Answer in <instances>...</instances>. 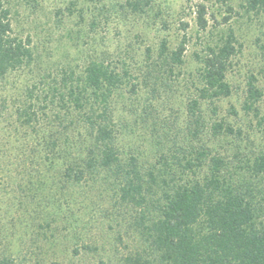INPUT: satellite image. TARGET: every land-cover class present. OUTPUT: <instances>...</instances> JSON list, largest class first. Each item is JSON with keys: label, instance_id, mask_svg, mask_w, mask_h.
Returning a JSON list of instances; mask_svg holds the SVG:
<instances>
[{"label": "rangeland", "instance_id": "obj_1", "mask_svg": "<svg viewBox=\"0 0 264 264\" xmlns=\"http://www.w3.org/2000/svg\"><path fill=\"white\" fill-rule=\"evenodd\" d=\"M134 1L0 0L15 35L30 39L35 51L32 70L13 74L0 93V257L10 256L14 264H89L110 256L115 183L104 177L89 185L67 183L63 160L12 125L14 106L29 89L40 91L62 67L81 70L88 51L108 52L115 62L127 59L137 86L117 92L113 118L124 147L144 169L161 157L184 159L202 146L242 161L259 149L258 128L244 104L249 82L264 89V11L248 10L247 0H142L143 10L134 12L128 6ZM201 3L208 9L205 30L196 21ZM162 21L169 25L172 47L183 34L179 23H188L182 66L160 69L145 62L144 47ZM230 31L236 39L227 70L232 93L219 107L221 117L243 135L218 142L211 130L212 108L199 98V74L209 47ZM48 69L53 75L44 80ZM194 100L201 102L207 124L200 139L191 134L188 108Z\"/></svg>", "mask_w": 264, "mask_h": 264}, {"label": "trees", "instance_id": "obj_2", "mask_svg": "<svg viewBox=\"0 0 264 264\" xmlns=\"http://www.w3.org/2000/svg\"><path fill=\"white\" fill-rule=\"evenodd\" d=\"M128 6L135 12L144 5L138 0ZM247 6L264 11V0H247ZM195 14L199 29L205 30L207 5L198 4ZM9 15L0 3V93L13 74L32 70L35 62L31 40L15 35ZM169 30L162 21L153 42L144 47L148 65L161 69L184 64L188 23H179L183 34L175 47ZM235 42L230 31L209 47L199 74V98L212 108L216 121L211 130L218 142L243 135L221 117L219 107L232 93L227 70ZM126 60L115 62L108 52L88 51L81 70L62 67L40 91L29 89L12 112L16 131L32 135L47 154L63 160L67 183L89 185L101 177L115 183L110 256L89 264H264V89L255 81L247 87L244 108L256 122L260 141L252 157L231 159L202 146L184 159L161 157L144 169L124 147L113 118L114 96L126 86H137ZM47 74L44 80L53 71ZM188 114L191 134L200 139L207 128L201 102L192 101ZM0 264L14 260L3 255Z\"/></svg>", "mask_w": 264, "mask_h": 264}]
</instances>
